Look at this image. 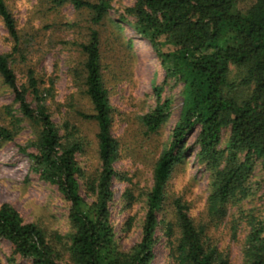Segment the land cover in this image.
Returning <instances> with one entry per match:
<instances>
[{
	"label": "trees",
	"instance_id": "16d2710c",
	"mask_svg": "<svg viewBox=\"0 0 264 264\" xmlns=\"http://www.w3.org/2000/svg\"><path fill=\"white\" fill-rule=\"evenodd\" d=\"M51 2L87 12L86 40L79 47L84 55L82 86L92 113L80 115L96 123L97 158L92 170H83L77 155L85 151L84 138L68 120L61 125L52 120L45 79L30 67L19 84L12 65L14 52L0 53L1 82L14 93L21 114L15 118L8 112L18 128L0 123V141L13 140L21 120L27 121L33 133L28 146L34 151L25 152L31 170L55 185L69 207V228L62 235L24 221L9 203L0 204V238L10 242L13 255L31 264H155L167 250V264H231L228 253L209 234L211 224L229 216L233 238L238 221L245 218L240 264H264V219L241 208L252 195L250 180L257 164L262 172L259 185L264 187V0H135L123 8L115 26L122 29L121 24H128L146 38L166 75L182 85L179 119L168 146L152 165L139 238L128 248L122 247L113 218L118 143L111 132L114 108L105 86L99 29L113 0ZM0 19L16 51L20 36L4 0ZM115 41L132 47L130 40ZM156 90V105L139 117L147 135L158 133L170 115V100L161 99L160 89ZM195 129L197 161L208 173L202 216L194 218L182 196L173 197L169 212L160 216L168 179L188 150L185 138ZM224 131L228 135L222 146ZM133 225L130 217L123 221L122 231Z\"/></svg>",
	"mask_w": 264,
	"mask_h": 264
},
{
	"label": "rangeland",
	"instance_id": "374dc122",
	"mask_svg": "<svg viewBox=\"0 0 264 264\" xmlns=\"http://www.w3.org/2000/svg\"><path fill=\"white\" fill-rule=\"evenodd\" d=\"M4 1L16 22L20 47L13 51V42L10 43L0 19V53L14 52L12 65L19 84L25 81V73L30 67L37 77L45 79L44 85L50 88L46 105L52 120L58 125L68 120L75 126L86 143L85 151L77 155L78 162L86 172L92 170L97 158V126L93 120L80 115L92 113L82 86L84 55L79 47V43L86 40L87 12H76L69 3L56 5L51 0ZM134 1L113 0L107 19L99 26L105 86L114 108L111 132L118 143L113 164L118 174L113 182V218L124 248L130 247L139 238L138 226L145 211V194L152 183V165L158 153L168 146L182 108V85L166 75L150 42L128 24H121L122 29L115 26L123 8ZM115 39L125 43L130 40L131 49L125 44H116ZM157 88L160 89L161 99L170 100V115L158 133L147 135L139 124V117L156 105ZM8 112L15 118L21 117L18 104L14 102V93L0 79V123L12 127L14 122ZM19 126L13 140L0 141V204H11L26 222H35L49 232L57 230L64 235L69 228L68 203L55 185L43 181L31 170L25 152L34 151L28 146L33 138L32 128L24 120ZM197 132L198 129H195L185 138L188 150L183 154L182 161L174 166L168 179L167 198L164 209L159 212L160 216L169 212L171 200L175 196H182L191 207L194 218L202 216L208 173L197 161ZM227 135L228 131H224L222 146ZM261 175L257 164L250 180L252 195L241 204L245 213H252L260 220L264 219V187L259 185ZM231 211L235 215L238 212L236 207ZM130 217L134 219V225L127 232L122 231L123 221ZM230 218L227 216L222 222L211 224L209 234L228 253L231 264H240L247 233L245 218L238 221L236 238L232 237L231 223L227 222ZM160 229L158 234L164 243L165 237ZM158 250L159 258L163 252L165 258L156 260L155 264H167L165 255L168 251L162 252L161 246ZM11 259L17 264H31L13 255L10 242L0 238L1 263L10 264Z\"/></svg>",
	"mask_w": 264,
	"mask_h": 264
}]
</instances>
